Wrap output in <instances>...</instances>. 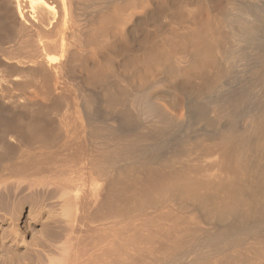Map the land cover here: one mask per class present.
Returning a JSON list of instances; mask_svg holds the SVG:
<instances>
[{"label": "bare ground", "instance_id": "bare-ground-1", "mask_svg": "<svg viewBox=\"0 0 264 264\" xmlns=\"http://www.w3.org/2000/svg\"><path fill=\"white\" fill-rule=\"evenodd\" d=\"M211 1L0 0V183L51 185L82 220L34 264H264V0L200 15ZM235 62L257 85L246 113L213 97ZM158 88L186 114L207 95V129L170 142L182 117Z\"/></svg>", "mask_w": 264, "mask_h": 264}, {"label": "rangeland", "instance_id": "rangeland-1", "mask_svg": "<svg viewBox=\"0 0 264 264\" xmlns=\"http://www.w3.org/2000/svg\"><path fill=\"white\" fill-rule=\"evenodd\" d=\"M227 1V2H226ZM235 4L241 3V0H233ZM234 2L230 0H212L209 3V7L206 8H200L202 16L206 17L208 12L215 13H222L226 15L227 17H232L235 15L236 10ZM232 3V4H231ZM56 4L58 8H56V5L53 6L56 9V15L59 13V16L62 12L61 6L57 3ZM196 7L195 5L189 6L190 9H194ZM234 7V8H233ZM58 9V10H57ZM61 9V10H59ZM198 10V11H199ZM207 10H209L207 12ZM235 11V12H234ZM163 18H161L162 20ZM163 21V20H162ZM164 26H168L167 21H163L162 23ZM140 28V29H139ZM146 28V29H145ZM152 28L147 26L145 23L139 24L137 27V35L141 36L145 33L152 34ZM154 30V29H153ZM141 39V38H139ZM230 42V43H229ZM228 43H226V47H234L232 44H234L231 40H229ZM232 43V44H231ZM235 45V44H234ZM138 47V45H137ZM232 69V70H231ZM230 69V75L226 76L219 84L218 88L214 94V98L216 97V100L226 98L230 101L231 104L234 105V107L239 111L241 110L244 113L252 111L253 108H255L257 101L256 95V88L257 85L254 84L251 77L247 76V73L249 69H247V72L244 73L243 66L239 65L238 62H235L232 64V67ZM6 74H10L11 72H5ZM163 75L160 76L161 80L163 79ZM249 82V83H248ZM248 84V85H247ZM10 90V91H8ZM7 95H17L22 90L21 87H13L11 89L8 88ZM12 91V92H11ZM11 92V93H10ZM23 92V90L21 91ZM20 92V93H21ZM22 95V94H20ZM155 95L157 97V100L159 99V102H161L166 108H168V111L171 116L177 115V117H182V120H180L175 129L172 132V136L170 138V142L180 139L181 137H184L188 134H191L195 131H204L203 129H207L208 125V102L209 97L206 96H199L196 93L189 95V102L194 106V110L191 111V113L186 114V97L183 92L177 89H172L169 92L165 91L164 89L159 88L157 91H155ZM196 95V96H195ZM218 95V96H217ZM18 96V95H17ZM199 97V98H198ZM212 97V98H213ZM191 98V99H190ZM218 98V99H217ZM256 98V99H255ZM259 98V96H258ZM40 101V100H38ZM36 101V102H38ZM43 103V101H42ZM41 104V102L39 103ZM43 107L47 104H41ZM253 107V108H251ZM2 108H11L9 104L4 103L0 100V110ZM243 108V109H242ZM250 108V109H249ZM185 109V111H184ZM249 109V110H248ZM18 112H25L24 114L30 115L32 112L29 109H24L20 106V108L17 107L16 109ZM20 110V111H19ZM67 111L66 114L68 115L67 121H70L71 119H74L76 117V112L73 108H70ZM185 114H184V113ZM245 112V113H246ZM30 113V114H29ZM53 113V112H51ZM183 113V114H182ZM200 113V114H199ZM175 114V115H172ZM191 114V115H190ZM49 118H51L54 122H58V117L55 114H49ZM182 115V116H181ZM53 116V117H52ZM67 116V115H66ZM75 116V117H74ZM184 116V117H183ZM176 117V116H175ZM75 120V119H74ZM217 124V120H214L213 125ZM206 125V126H205ZM175 138V139H174ZM168 141V140H167ZM169 143V141H168ZM5 179L3 183H0V264H34L36 258L38 255L42 256L44 252H46V260H47V254L49 253H57V251L54 249L53 245L60 242L62 239H64L67 234V227L65 222H82L80 219L81 217L78 215L79 210L76 208L77 203L75 199L73 200L72 197H70L69 201L66 199L64 200L57 195L55 192V188L51 185H48L44 188L38 187V189H30L28 181H23L25 179H21V177L13 176ZM20 180V181H19ZM89 183V180H88ZM99 185L103 182L98 181ZM103 185V184H102ZM100 185L99 187H101ZM51 187V188H49ZM85 190L87 191V188L85 187ZM84 190V191H85ZM33 191V192H32ZM37 194V195H35ZM40 194V195H39ZM84 194V192L81 193V196ZM59 196V197H58ZM37 197V199H35ZM40 197V198H39ZM101 195L99 199H101ZM98 199V201H99ZM59 200V201H58ZM67 201L71 205V211L73 209V216L71 214V217L64 214V208L65 203ZM87 200L85 199V202ZM39 203V204H38ZM64 203V206H62ZM68 206V205H67ZM73 207V208H72ZM62 209V210H61ZM70 211V210H69ZM70 211V212H71ZM78 213V214H77ZM79 216V217H78ZM69 218H71L69 220ZM11 219V220H10ZM15 219V220H14ZM14 220V221H12ZM72 220V221H71ZM11 221V222H9ZM17 221V222H16ZM9 222V223H8ZM44 222V223H43ZM16 223L18 225V228H20V233H23L18 238V242L21 238L26 239H32L37 237L39 239L40 245H36L33 242V245L35 244L36 247L32 245V247L28 250H25L24 248L20 247L17 241L14 240L15 235L13 234L12 227L13 224ZM12 224V225H11ZM43 224H46V230L44 232L41 231ZM8 226H10L8 228ZM63 226V227H62ZM65 226V227H64ZM11 228V229H10ZM64 228V230H63ZM83 230L78 229L77 234L85 235L86 230L85 228H81ZM85 230V232H84ZM82 233H81V232ZM43 233V234H42ZM66 233V235H64ZM74 233V234H76ZM78 235V236H79ZM63 236V238H62ZM82 236V235H81ZM80 236V237H81ZM35 238V239H37ZM45 240V241H44ZM44 243H43V242ZM53 242V245H52ZM43 243V244H41ZM46 243V244H45ZM42 245V246H41ZM44 247V248H42ZM34 248V249H33ZM36 252H34V251ZM43 251V252H42ZM50 251V252H49ZM33 252V253H31ZM41 252V254H39ZM36 254V255H34ZM39 256V257H40ZM38 259V258H37ZM48 262V261H47ZM46 262V264H47Z\"/></svg>", "mask_w": 264, "mask_h": 264}]
</instances>
